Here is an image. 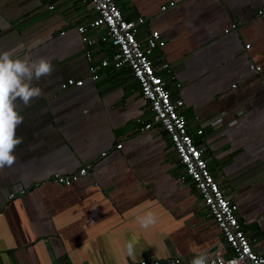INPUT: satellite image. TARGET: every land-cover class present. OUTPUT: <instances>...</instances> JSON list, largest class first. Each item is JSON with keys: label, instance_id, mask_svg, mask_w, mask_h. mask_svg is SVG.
<instances>
[{"label": "crops", "instance_id": "0c3cea01", "mask_svg": "<svg viewBox=\"0 0 264 264\" xmlns=\"http://www.w3.org/2000/svg\"><path fill=\"white\" fill-rule=\"evenodd\" d=\"M116 2L124 18H145L139 38L156 30L164 39L152 59L170 65L180 84L171 97L183 101L188 132L253 248L264 253V0ZM93 16L80 0H0V50L45 57L54 68L34 81L41 98L17 103L23 143L15 163L0 168V264L188 261L224 250L200 196L179 180L167 136L142 129L151 115L129 70L104 68L96 81L88 78L75 26ZM68 77L83 84L61 89ZM80 166L86 175L69 185L51 182Z\"/></svg>", "mask_w": 264, "mask_h": 264}, {"label": "built area", "instance_id": "2783aa9c", "mask_svg": "<svg viewBox=\"0 0 264 264\" xmlns=\"http://www.w3.org/2000/svg\"><path fill=\"white\" fill-rule=\"evenodd\" d=\"M80 1L86 3L94 13L86 24L75 26L81 42L86 46L84 56L87 61V76L91 81H96L101 69L118 70L126 67L129 70L151 115L149 121H141L142 129L155 126L167 136L173 155L181 166L179 180L192 184L201 198L207 216L221 234L226 251L224 249L210 253L211 264H264V253L253 248L237 219L236 205L219 188L202 157V148L194 143L188 132L186 117L181 112L183 101L171 97V86L178 88L180 84L175 81L170 65L164 60L158 59L156 62L152 59L153 51L164 46V39L156 30H150L143 38H139L140 26L145 23V18H124L116 0ZM168 5H173V2ZM165 8L166 5L160 7L161 10ZM257 13L261 14L263 10L260 9ZM235 25L231 24L230 28H235ZM97 44H108L112 49L109 54L99 56L93 51ZM249 67L255 72L260 70L258 65L250 64ZM82 84V79L68 77L61 82L60 88L78 87ZM201 131L199 128L195 133L199 135ZM115 147L119 148L120 144ZM103 154L104 152L101 155ZM86 173V166H80L67 174L53 175L50 180L67 186ZM12 196L13 194L9 195ZM192 259L140 258L126 264H191Z\"/></svg>", "mask_w": 264, "mask_h": 264}, {"label": "clouds", "instance_id": "9594fccd", "mask_svg": "<svg viewBox=\"0 0 264 264\" xmlns=\"http://www.w3.org/2000/svg\"><path fill=\"white\" fill-rule=\"evenodd\" d=\"M54 68L50 60L39 57L14 58L8 50H0V168L11 166L16 161V148L23 143L16 130L23 123L24 117L17 110V103L29 106L35 99L43 96V90L34 81L51 76ZM152 222L151 213L142 224ZM129 253L132 245L128 246ZM191 264H211L207 251L196 253Z\"/></svg>", "mask_w": 264, "mask_h": 264}, {"label": "trees", "instance_id": "16d2710c", "mask_svg": "<svg viewBox=\"0 0 264 264\" xmlns=\"http://www.w3.org/2000/svg\"><path fill=\"white\" fill-rule=\"evenodd\" d=\"M111 49H112V48H111ZM111 49H110V50H111ZM193 140H194V139H193ZM194 143L197 144L195 141H194Z\"/></svg>", "mask_w": 264, "mask_h": 264}, {"label": "water", "instance_id": "95a60500", "mask_svg": "<svg viewBox=\"0 0 264 264\" xmlns=\"http://www.w3.org/2000/svg\"><path fill=\"white\" fill-rule=\"evenodd\" d=\"M235 24V23H234Z\"/></svg>", "mask_w": 264, "mask_h": 264}]
</instances>
